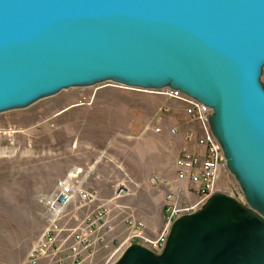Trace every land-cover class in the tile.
<instances>
[{"label":"water","instance_id":"95a60500","mask_svg":"<svg viewBox=\"0 0 264 264\" xmlns=\"http://www.w3.org/2000/svg\"><path fill=\"white\" fill-rule=\"evenodd\" d=\"M264 0H0V111L111 79L177 89L208 124L251 209L214 192L163 250L113 264H264Z\"/></svg>","mask_w":264,"mask_h":264},{"label":"rangeland","instance_id":"374dc122","mask_svg":"<svg viewBox=\"0 0 264 264\" xmlns=\"http://www.w3.org/2000/svg\"><path fill=\"white\" fill-rule=\"evenodd\" d=\"M259 81L264 87V64ZM195 131L180 100L111 79L63 87L0 111V264H32L27 254L50 218L46 199L56 181L70 174L74 186L96 197L80 207L72 202L64 226L81 225L95 205L111 208V230H99L108 232L107 246H95L89 264H112L120 256L128 245L118 247L128 230L125 218L141 220L147 236L158 235L168 202L193 204L199 198L176 177L179 156L196 149ZM218 176L215 192L251 209L226 163ZM172 223L178 230L184 224L176 218ZM164 246L149 249L159 254ZM49 263L46 257L33 264Z\"/></svg>","mask_w":264,"mask_h":264},{"label":"built area","instance_id":"2783aa9c","mask_svg":"<svg viewBox=\"0 0 264 264\" xmlns=\"http://www.w3.org/2000/svg\"><path fill=\"white\" fill-rule=\"evenodd\" d=\"M152 92L180 100L184 104V113L199 128V131H195L194 135L196 149L191 152L184 150L176 161V177L180 181L186 182V187L183 190L196 193L199 198L193 204H180L174 199L168 202L164 207L165 216L162 229L155 237L146 235L141 220L134 217L125 218L128 230L125 238L119 243V248L126 242L128 245L138 242L151 249L161 250L173 220L194 212L215 192L220 167L225 163L222 149L209 128L208 117L211 113L209 106L177 89L163 88ZM159 129L156 128V130ZM72 175L56 181L54 191L46 199L50 218L41 236L27 254V260L32 264L46 257L49 258L50 263L52 260L53 264H64L66 261H62L68 258L66 264H89L88 259L96 250L95 246L108 243V232L105 231V228L111 230L107 217V212L111 208L107 203H102L106 206L95 205L87 211L81 225L77 224L73 227L63 225V218L66 219L68 207L72 202L77 203V206L80 207L83 204L94 203L96 197L94 191L74 186ZM74 175L76 176V174ZM170 197L171 195L168 200ZM102 227L105 228L100 232ZM104 245L107 246V244ZM64 246L67 248V252L63 250ZM60 253L64 255L62 260L54 261V257L59 256Z\"/></svg>","mask_w":264,"mask_h":264},{"label":"crops","instance_id":"0c3cea01","mask_svg":"<svg viewBox=\"0 0 264 264\" xmlns=\"http://www.w3.org/2000/svg\"><path fill=\"white\" fill-rule=\"evenodd\" d=\"M124 250V249H123ZM102 251V250H101ZM123 252V251H122ZM96 253V252H95ZM97 253H99V252H97ZM109 258V257H108ZM119 257H117L113 262H112V264L118 259ZM94 259V258H93ZM109 260V259H108ZM92 261V260H91ZM92 263V262H91ZM105 264V263H104Z\"/></svg>","mask_w":264,"mask_h":264},{"label":"bare ground","instance_id":"6f19581e","mask_svg":"<svg viewBox=\"0 0 264 264\" xmlns=\"http://www.w3.org/2000/svg\"><path fill=\"white\" fill-rule=\"evenodd\" d=\"M67 184H69V181H67ZM29 263H31V262H29Z\"/></svg>","mask_w":264,"mask_h":264}]
</instances>
